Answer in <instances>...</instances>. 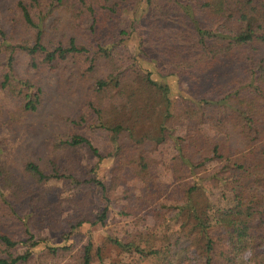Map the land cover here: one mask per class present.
<instances>
[{
	"label": "trees",
	"instance_id": "16d2710c",
	"mask_svg": "<svg viewBox=\"0 0 264 264\" xmlns=\"http://www.w3.org/2000/svg\"><path fill=\"white\" fill-rule=\"evenodd\" d=\"M123 6L121 0H19L12 32L0 31V85L16 101L11 109L0 105V129L26 119L42 101L41 86L16 68L19 55L30 56L31 66L39 70L59 65L69 55H84L81 79L88 83L81 88V111L69 119L71 130L59 142L47 143L46 151L85 145L100 158L114 159L109 186L88 179L109 203L107 192L128 176L152 179L157 152L171 147V168L180 189L169 194L175 203L157 204V194L143 191L134 205L151 206L149 212L176 211L188 246L200 251L199 264H264V0H145L143 13L129 18L121 12ZM141 23L144 32L137 27ZM83 26L86 36L94 38L90 46L78 43L74 33L68 35L67 30L81 33ZM136 31L143 32L137 47L146 57L143 62L136 52L117 51L128 46ZM154 61L164 68L154 73L148 66ZM83 126L113 134L112 149L102 155L77 131ZM73 161L27 159L18 169L0 156V212L16 218L25 237L19 240L17 228H0V264H27L37 246L44 255L72 249V231L63 232L61 243H52L38 238L29 220L44 205L47 182L82 183ZM211 163L253 171V185L242 198L245 211L215 213L229 236L228 254L211 236L212 224L204 215L210 202L198 185ZM22 208L31 209L27 220L19 215ZM109 210L107 204L94 218L80 222L103 223ZM144 236L136 230L109 241L122 251L147 256L153 252L142 246ZM93 249L90 240L77 264H92ZM164 250L155 264H174L175 256ZM96 255L101 256L100 247Z\"/></svg>",
	"mask_w": 264,
	"mask_h": 264
},
{
	"label": "rangeland",
	"instance_id": "374dc122",
	"mask_svg": "<svg viewBox=\"0 0 264 264\" xmlns=\"http://www.w3.org/2000/svg\"><path fill=\"white\" fill-rule=\"evenodd\" d=\"M18 1L0 0V31L2 29L12 32L11 25L18 12ZM121 1L124 4L123 7H126L125 10H121L126 18L143 13L145 0ZM65 18L64 16L63 19ZM137 27L144 32L142 23L137 24ZM86 31L83 29L81 33H76L73 30H67L68 35L74 33L79 37L78 43L83 42L82 44L90 46L94 38L86 36ZM143 32L136 31L126 41L125 44L128 46H121L117 51L122 52L121 49H124L128 53L136 52L140 61L145 59L146 57L137 51ZM52 38L47 34V41ZM66 42L67 40H64V43ZM84 57L79 54L69 55L61 64L42 67L41 70L31 66L32 59L26 54L19 55L16 62L20 75L31 78L33 82L41 86L42 101L26 119L12 126L1 127L0 140L3 143V150L0 156L7 165L18 169L27 159L36 162L44 161L49 157L58 158L60 162L66 159L75 160L73 163L79 168L77 174L83 178L79 185L73 179H52L47 182L45 184L47 198L45 202H41L44 205L29 220L33 233L38 238L49 239L52 243H61L63 232L72 231V249L66 253L60 251L54 255L49 253L44 255L40 253L41 247L37 246L33 249L34 255L27 264H77L78 256L83 254V249L90 240L94 244L92 264H155L156 257L164 249L175 256L174 264H199L203 259L200 251L188 246L187 230L182 228V219L176 211L162 208L157 212H149L148 209L151 206L144 205V209H138L134 205V201L143 191L157 194V204L161 201L175 203L169 194L175 190L178 192L180 189L171 168L173 164L171 147L166 145L157 152L159 163L154 169L152 179L144 182L134 176H128L127 181H122L117 188L107 192L109 203L102 196L100 189L88 179L95 177L109 186L112 182V169L116 164L114 159L100 158L85 145L72 148L58 147L55 152L50 153L46 151L47 143L50 142L49 144L53 145L55 140L59 142L60 138L71 130L69 119L76 117L81 111V88L88 83L81 79L85 66ZM161 63V61H154L148 63V66L155 73L164 68V64ZM172 93L175 98L176 89L173 88ZM15 104L16 101L10 92L0 85V105L4 109H11ZM86 126L79 127L77 131L87 135L102 155L112 149L115 144L113 134L102 128ZM181 129L182 125L177 124V132L181 133ZM169 145L172 146L171 143ZM208 167V173L198 181V185L210 202L209 210L204 215L212 224L210 229L212 238L220 243L223 254H228L229 236L217 223L215 213L220 209L232 210L234 213L245 211L242 198L253 185V171L248 166L245 169H231L222 167L219 163H211ZM107 204L110 210L105 222L96 224L90 221L80 222L87 218H94ZM30 211L31 209L26 211L22 208L19 210V215H23V218L27 220ZM2 227L6 230L10 229L11 232L17 228L19 240L25 239L20 222L0 212V228ZM136 230L145 233L142 246L152 250V254L142 256L134 251L125 252L109 241L111 236L122 238ZM97 247L101 249V256L96 255ZM24 249V246H19V252Z\"/></svg>",
	"mask_w": 264,
	"mask_h": 264
}]
</instances>
